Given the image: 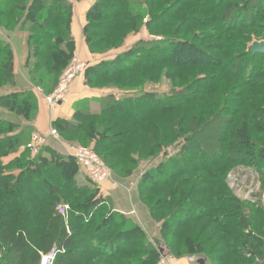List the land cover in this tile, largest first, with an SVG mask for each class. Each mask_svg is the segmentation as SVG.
Wrapping results in <instances>:
<instances>
[{"label":"rangeland","instance_id":"1","mask_svg":"<svg viewBox=\"0 0 264 264\" xmlns=\"http://www.w3.org/2000/svg\"><path fill=\"white\" fill-rule=\"evenodd\" d=\"M99 1L100 9H93L98 0H0V98L11 100L7 106L0 102V264L19 262L16 247L2 238L8 225L37 252L39 264L53 247L60 248L58 240L48 245L45 234L61 227L75 237L71 254L76 264L144 259L143 264H199L201 259L206 264H264V56L248 55L254 43L264 41V0L250 7L244 5L249 0ZM239 8L244 17L234 25L230 16ZM161 40L180 42L168 43L169 51L155 65H150L152 57L131 51ZM2 51L13 54L11 74L2 67ZM127 52L126 61L88 73L91 66L118 61ZM70 68L76 74L62 107L73 95L96 91L102 96L91 100L97 106L93 110L112 114L107 120L94 118L96 125L113 129L103 128L104 136L88 143L69 140L56 126L58 120L50 127L37 124L40 115L50 121L62 108L51 107L47 97ZM144 94L159 101L143 102L136 110L102 104L105 96L118 100ZM75 110L83 117L88 109ZM75 115L74 121L82 122ZM50 129L57 135L50 136ZM105 139H114V145L101 146ZM124 140L136 152L119 146ZM52 147L66 155L71 154L67 147H81L101 159L111 174L104 185L109 199L92 226L111 225L108 212H120L142 230L139 243L133 240L137 229L124 235L125 225L112 223L109 239L122 241V249L108 256L90 246L100 240L96 234L89 238L91 231L85 226L79 231L58 212L66 205L82 207L79 202L88 193L74 194L57 175L73 179L78 168L85 169L63 167L60 173L46 165L57 192L47 199L41 184L28 187L18 180L27 174V163L39 162ZM118 148L123 157L129 152L128 158H121ZM21 155L25 159L14 166ZM183 156L187 161L177 169L172 160ZM3 179L19 187L8 189ZM88 180L89 187H101ZM53 201L54 209L48 208ZM189 207L198 214L179 220Z\"/></svg>","mask_w":264,"mask_h":264},{"label":"trees","instance_id":"2","mask_svg":"<svg viewBox=\"0 0 264 264\" xmlns=\"http://www.w3.org/2000/svg\"><path fill=\"white\" fill-rule=\"evenodd\" d=\"M254 0H249L248 2H246L247 4H244L246 6H248L250 3H252ZM260 4L262 5V3L260 2ZM103 4L98 0L97 4L94 5L93 9H100L102 8ZM243 7V8H246ZM250 7V6H248ZM261 7V6H260ZM242 8V7H240ZM238 9L237 10V14L235 15V11H233L232 16H230V22H233L234 25L237 24V17L243 16L244 13H242L243 9ZM92 9V10H93ZM255 11L253 13V15H256ZM260 14V13H259ZM260 16V15H259ZM91 17V15H90ZM261 19H264V17H260ZM260 19V21H261ZM228 20V18L226 19ZM264 21V20H262ZM261 21V22H262ZM226 23H228L226 21ZM180 41H176V40H172L164 43L163 40L161 41H157V42H144V43H140L139 45L135 46L134 49H132L131 51L133 52V54H137V51H139L138 53V57H142L144 56V59H146L147 57H152L150 59L154 60L155 62H152L150 65H155V63H157L159 60L158 58L160 57V54H163V52L165 51H169L170 49V45L171 44H179ZM170 45H169V44ZM184 43V41L182 42ZM186 43V42H185ZM182 45V44H181ZM3 52V51H2ZM142 52L144 55H142ZM5 53L3 52L1 56H4L3 62H2V67L4 69L5 72L11 74L12 70H13V54L12 53H7L6 55H4ZM125 53V55L123 57H119V60H115L113 62H101V64L96 65V66H91L90 68H88V73H92V72H101L102 69H110L112 66L118 64V62L122 59H125V61L127 60L125 58V56H127ZM65 54H62V56ZM249 56H251L250 58H262L264 55L263 54H256V55H252L250 52L248 54ZM117 61V62H116ZM251 69L249 71L248 74L251 73L252 71V66H250ZM111 71V70H110ZM114 71V70H113ZM115 72H111V74H114ZM107 74V73H106ZM109 74V73H108ZM249 76V75H248ZM247 83V82H246ZM255 83V82H254ZM17 95V94H16ZM166 99L168 97H165ZM153 99V95H149V94H144V95H134V96H123L120 99L117 100V98H113V97H109V96H105L103 97L102 100V104H107V109L111 108L112 106H114L113 108H117V109H122V107H130V108H134V110H136L138 108V105L143 103V102H150L152 103V101L156 102L159 101V98L157 96H155V99ZM0 102L4 105L7 106L9 104L8 98L3 97L0 98ZM137 102V103H136ZM156 104V103H155ZM123 111V110H121ZM83 114H76L75 118H79L80 120H82V122L80 123H76L74 120L73 121H58L59 123L56 124L57 127L63 128V132L65 134H67L69 136V140L70 138H72L71 140H75V138H77V140L79 142H83V143H88L89 141L96 139L98 137H103V131L108 130L111 131L113 128L112 127H104V126H99L96 125L97 121L94 118H103L104 120H107L108 116H111L112 114L107 113V110L100 109V110H95V111H88L86 116H83ZM128 119L127 116L124 117V120ZM102 121V120H100ZM105 124V123H104ZM11 126V125H10ZM102 127V129H101ZM104 128V129H103ZM123 134H125V136L127 137L130 132L129 131H125ZM18 138V137H17ZM15 142V140H13ZM3 142V141H2ZM114 141V139H105L104 141L101 142V146H106L108 145V147H111V145ZM10 143V150L14 148L15 144H13V142L11 140H7L6 144ZM123 145L124 148H127V150L129 151V148L131 146L129 145H125V140L124 142H121L119 144V146ZM133 145V144H132ZM134 147H132L133 149ZM130 151H135L136 149ZM99 151L101 150L98 149ZM117 154H121V148L117 149ZM129 151V152H130ZM143 151V150H142ZM148 150H145V152H147ZM128 152V153H129ZM260 152V150L258 151V153ZM263 152V158H264V151ZM128 153H126L125 157H123L124 152H122L121 154V158H128ZM152 154V153H151ZM61 155V154H59ZM56 156V155H55ZM24 156L21 155L18 159L15 160L14 162V166H19L20 163L23 162ZM182 161L180 160H176L173 159L172 161H176L174 163L177 164V169L179 168V166L182 168L183 162L187 161L185 156H183V158H181ZM180 161V162H178ZM260 161H257L254 163V165H258L260 164ZM264 163V162H262ZM51 164L52 167L56 169L58 172H62V168H64V170H66V168H75L78 165L76 164L75 160L73 158H71L70 156L64 154V156H56L53 160H45L42 159L39 162H34L33 165L31 166L30 164L27 163V174L24 175V173L22 172L21 175H19L17 178L18 180L22 182V184H24L25 186L28 185V187L34 186V183H38L42 185V195L44 199H47L49 197H53V196H57V192L54 190L55 189V185L54 182L51 181L50 179H48V175L50 174L51 168H49L46 165ZM264 165V164H263ZM7 168L10 167L9 164L6 165ZM264 168V166H263ZM64 172V171H63ZM24 175V176H23ZM26 176V177H25ZM57 177L59 178V180L65 182L66 187L71 190L74 194H82V193H88V198L83 201V202H79V204H81L82 207H78V208H72L70 210V217L69 220H71V223L73 224L75 222L76 227H78L79 231L81 229H83V227L85 226L86 230H89V234L88 237L91 238L92 235L96 234L97 238H99V241H95L92 245V248L94 246V248L96 250H98L99 252L103 253V254H108V256H112L115 253L117 254L118 251H120L122 248L120 247V243H122V241L120 242L115 240V239H109L111 237V233H113V229L112 228V223H115L114 225H119V227H123L124 225V229L122 230L121 234H126L127 231L130 232H135V230L137 229V235L134 236L133 240L137 243H139V240H142V230L140 229V227H138L137 224H135L132 220V222L130 220H126L123 216V214H121L120 212H108L107 217L106 218H110L111 225H105L103 222H101L100 224H98V226L96 228H94L92 226V222L93 220L99 216V214H101L103 212V210H106L105 205L108 202V199L105 192L102 191V186L101 187H97L95 188H91L89 186H83V187H79L77 185H75L74 180L71 178L67 179V174L66 176L62 175V174H58ZM34 179H36V181H34ZM4 185L6 188H10V189H15L16 187H19L18 185H9L8 180H4ZM36 183V184H37ZM17 184V183H16ZM37 184V185H38ZM16 186V187H15ZM54 203L55 201H53L52 204L48 205V208H53L54 209ZM41 206H40V210H41ZM110 210V209H109ZM196 211V212H195ZM197 209H190L189 208H185L181 211V214H179V220L184 221L186 220L188 217H191L192 215L198 214L197 213ZM91 214V218H89V220L86 221V219L88 218V215L90 216ZM85 218V219H84ZM81 220H84L83 222H81ZM116 221V222H114ZM128 222H131L132 225ZM85 223V225L83 224ZM74 230V228H73ZM139 230V231H138ZM16 232L11 229V227H9V225L7 226V228L4 230V234L2 235V238L4 239V242L7 243L8 245H13L16 247L17 251L20 254L19 257V262L17 264H39L40 262V257L37 254L36 251L31 250L28 247V244L25 242V240L20 237V236H16L15 235ZM114 235V234H113ZM112 235V236H113ZM5 236V237H4ZM45 236L47 237L46 240H49L50 243L48 245H50L52 243V241L54 240H58L60 242V249L63 251L59 257L57 258L55 264H76V262L74 261V255L71 254L72 250L74 248H76L77 246L75 245V240H74V236L73 235H69L68 231L66 230V228H59L58 231H56L53 235L51 234H45ZM120 239V238H119ZM122 239V238H121ZM106 240V241H105ZM144 242H146V240H144ZM148 244V242H147ZM47 245V246H48ZM49 248V247H48ZM50 249V248H49ZM63 253H66L63 255ZM142 261V262H141ZM146 260H140L138 264H143Z\"/></svg>","mask_w":264,"mask_h":264},{"label":"built area","instance_id":"3","mask_svg":"<svg viewBox=\"0 0 264 264\" xmlns=\"http://www.w3.org/2000/svg\"><path fill=\"white\" fill-rule=\"evenodd\" d=\"M86 64H82L81 66L84 67ZM76 74L75 68H70L62 77L59 87L57 90L47 97V101L51 107H57L61 105L63 102L66 101V95L68 92V88L72 83ZM50 136L57 135L55 129H50L48 132ZM37 140V137L35 138ZM67 150L71 153L70 156L75 160L77 165L83 169H85L88 178L93 183L102 186L111 178V174L108 168L104 165L101 159L89 149H84L81 147L70 148L67 147ZM70 207L68 205L58 207V212L65 218L69 220L70 217ZM63 251L55 246L53 247L48 253L42 256L41 264H55L57 258ZM159 264H170L168 261L163 260L160 261Z\"/></svg>","mask_w":264,"mask_h":264},{"label":"crops","instance_id":"4","mask_svg":"<svg viewBox=\"0 0 264 264\" xmlns=\"http://www.w3.org/2000/svg\"><path fill=\"white\" fill-rule=\"evenodd\" d=\"M99 96H102V95H100V93H98L96 91H92V93L91 92H84L83 94L73 95L72 98H71L70 104H68L67 106H64V107H62V105L59 106V107H62V108L55 111V113L53 114V116H52L50 121H48V118L46 120L45 115H42V116L40 115L37 124H47V127L48 126L50 127L57 120L58 121H73L74 120V115L77 112L75 110L76 108H86V109H88L87 112L91 111V110L95 111L93 109H97L96 108L97 106L93 107L91 105V103L93 101H95V98H99ZM92 99H94V100L91 101ZM49 149H50V151L52 150L51 153L50 154H44L42 156V159L50 161V160H53L56 156H61V155L64 156V153L62 151H57V149L55 147H52V148H49ZM53 152H55V153H53ZM60 153H61V155H59ZM78 167L79 166H77V168ZM77 170L79 171V173H78L77 176H75V178H73L74 183H76V185L79 186V187L88 186V181H89L88 179L89 178H88L86 172H84V171L81 172V170H79V168ZM104 185L105 184L102 185V188H101L102 191H104ZM106 187H107V185H106ZM107 193L110 196V193L109 192H107Z\"/></svg>","mask_w":264,"mask_h":264},{"label":"water","instance_id":"5","mask_svg":"<svg viewBox=\"0 0 264 264\" xmlns=\"http://www.w3.org/2000/svg\"><path fill=\"white\" fill-rule=\"evenodd\" d=\"M249 52H250L252 55H256V54H263V55H264V41L254 43V44L249 48ZM199 264H206V260H205V259H201V260L199 261Z\"/></svg>","mask_w":264,"mask_h":264}]
</instances>
